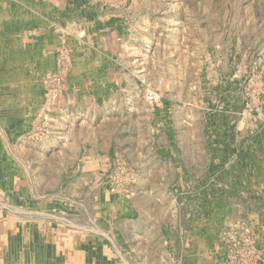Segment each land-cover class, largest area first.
I'll return each mask as SVG.
<instances>
[{
  "label": "rangeland",
  "instance_id": "1",
  "mask_svg": "<svg viewBox=\"0 0 264 264\" xmlns=\"http://www.w3.org/2000/svg\"><path fill=\"white\" fill-rule=\"evenodd\" d=\"M263 165L264 0H0V210L53 264L80 224L123 264H264ZM131 208L173 243H138Z\"/></svg>",
  "mask_w": 264,
  "mask_h": 264
},
{
  "label": "crops",
  "instance_id": "2",
  "mask_svg": "<svg viewBox=\"0 0 264 264\" xmlns=\"http://www.w3.org/2000/svg\"><path fill=\"white\" fill-rule=\"evenodd\" d=\"M27 28H29L28 31L29 30L34 31L37 29L35 28V26H29ZM146 157H147V160L152 159L148 155ZM146 157L144 156V160H146L145 159ZM88 158H90L91 160L92 159L94 160L97 157L95 155H91ZM175 160H176L175 163L179 166L178 168L180 170L176 172L175 175L176 176L179 175L181 181H183L184 172L182 171L183 168L180 167L182 166V164H179L177 162L178 159L175 158ZM147 162H150V161H147ZM162 163H164V167H166L165 169H167L166 164H169V163L172 164V158L168 156V158L163 159ZM262 167H264V165ZM156 172L154 173V172L148 171L146 174H143V176H145V178L149 181V184L147 183V185L151 188L153 187L152 181L156 180V177H158L159 175H165L166 178L168 177L167 170L162 169ZM260 172L261 171L258 170L257 174ZM191 180L193 181L192 176H191ZM0 187H1V183H0ZM167 192L168 191H166V195L169 194ZM166 208H167L166 209L167 215H169L172 212V208L170 207V205H168ZM134 210L140 211L138 218H136L137 213ZM141 211L143 210L139 208H133V209L131 208L132 218H129L126 220L121 219L118 221L119 222L118 225L119 226L125 225L129 227V232L133 236L138 237V243L140 244L146 243V244H151V245L152 244L162 245L164 243L166 245L169 243H173V241L167 237L166 233L168 232L169 227H171V224L168 221L170 220L173 221L174 216L172 218H169L168 220L166 219L167 222L165 225H163V223L162 225H159V223L155 221L156 220L155 217L153 216L144 217L141 214ZM0 212H1L0 214V218H1L0 220V240H1L0 259H2L1 264H53L54 245H53V242L50 241L51 239L49 238L51 237L49 236L47 232L38 231V228L32 222H26L23 219L14 218V217L9 216L7 212L5 213V210H3V208H2V211L0 210ZM142 223H144V229L141 226ZM54 226H55L54 229L56 230L55 232L56 246L55 247L58 249L57 253L62 261V264H74V259L76 257L75 254L78 252L80 254V256L78 257V260H80V258L82 257V259L86 261V262H83L82 264H108L109 260L112 261V264L125 263V262L121 263L120 260H116V259H121L122 261H126V258L115 255L116 254L115 252L112 253L114 254V257H112L113 255H111V253L107 251L108 248L103 244V241L101 242L91 241L90 242L88 241L89 239L87 240V239L82 238V237H85L82 234H88L87 225L80 224L77 227L79 228L78 232L80 233V235H77V234L74 235L73 231L66 228V226L65 228H63L62 226L57 228L56 226L58 225H54ZM96 229H98L97 226H96ZM157 229H161L163 234L160 235L159 233H157L156 231ZM163 229H165V231H163ZM75 232H77V229ZM60 233H61L62 238L64 237V240L58 239V237H61ZM189 238L190 239L188 240V243H187L188 244L187 252L189 253L188 257L191 256L190 258L191 261L199 259L200 252L204 253L206 250L205 253H207V250H208L207 247L200 249L199 246L197 247V245H199L201 242L195 241V237L191 235L189 236ZM110 242L120 244L119 240H117V237L114 234L112 235ZM44 243L46 245H44ZM26 247H32V250L25 251L24 249H26ZM11 251L16 253L15 259L13 257H9L10 255L8 256V252H11ZM149 252L152 253V250H150ZM161 254L164 256V253H161ZM177 255L179 256V254L176 252L175 253L176 259H177ZM180 257L181 259H183V253H181ZM16 258L20 259L21 263H18Z\"/></svg>",
  "mask_w": 264,
  "mask_h": 264
},
{
  "label": "bare ground",
  "instance_id": "3",
  "mask_svg": "<svg viewBox=\"0 0 264 264\" xmlns=\"http://www.w3.org/2000/svg\"><path fill=\"white\" fill-rule=\"evenodd\" d=\"M18 1V0H17ZM26 1V0H25ZM56 1V0H55ZM11 2V1H10ZM21 2V1H20ZM2 3V2H1ZM4 3V2H3ZM7 3V2H6ZM43 3V2H42ZM46 3V2H45ZM16 5H17V3H16ZM46 5V4H45ZM8 6V5H7ZM40 6V5H39ZM46 6H48V5H46ZM20 7H22V6H20ZM36 7V6H35ZM50 9V8H49ZM29 10V9H28ZM48 10V9H47ZM35 11V10H34ZM32 12V11H31ZM55 17V16H54ZM7 18V17H6ZM23 18V17H22ZM35 18V17H34ZM23 21H24V19H23ZM6 23V22H5ZM15 24V23H14ZM20 24V23H19ZM31 24V23H30ZM34 24V23H33ZM19 28V27H18ZM97 33V32H96ZM5 36H6V34H5ZM3 37V36H2ZM66 37V36H65ZM10 38H11V36H10ZM56 38V37H55ZM68 38V37H67ZM71 39V38H70ZM69 39V40H70ZM74 39V38H73ZM2 41V40H1ZM72 41V40H71ZM74 41V40H73ZM79 41V40H78ZM14 42V41H13ZM80 42V41H79ZM78 42V43H79ZM83 42V41H82ZM72 43V42H71ZM22 44V43H21ZM4 45V44H3ZM14 46V45H13ZM20 46V45H19ZM3 47V46H2ZM1 47V48H2ZM6 47H8V46H6ZM12 48V47H11ZM14 48H16L17 49V47H14ZM13 49V48H12ZM4 50V49H3ZM15 51V50H14ZM5 52V51H4ZM19 52H20V50H19ZM38 54V53H37ZM35 56V55H34ZM39 56V55H38ZM14 57V56H13ZM12 57V58H13ZM16 58H17V56H16ZM35 58V57H34ZM8 59V58H7ZM4 61V60H3ZM6 64H7V62H6ZM87 64V63H86ZM3 68V67H2ZM17 72V71H16ZM16 74V73H15ZM20 75V74H19ZM2 78V77H1ZM5 78V77H4ZM7 78V77H6ZM19 78V77H18ZM98 80V79H97ZM117 81V80H116ZM11 82V81H10ZM93 83H95V79H94V82ZM98 83V82H97ZM96 84V83H95ZM4 85H5V83H4ZM9 87V86H8ZM22 91V90H21ZM154 92V91H153ZM156 96V95H155ZM53 97V96H52ZM32 98V97H31ZM55 98V97H54ZM32 101V100H31ZM59 102V101H58ZM35 103V102H34ZM59 104V103H58ZM63 105V104H62ZM37 107V106H36ZM52 107V106H51ZM58 121V120H57ZM0 214H1V212H0ZM0 220H1V218H0ZM30 228V227H29ZM0 243H1V240H0ZM1 260L2 259H0V264H1Z\"/></svg>",
  "mask_w": 264,
  "mask_h": 264
}]
</instances>
